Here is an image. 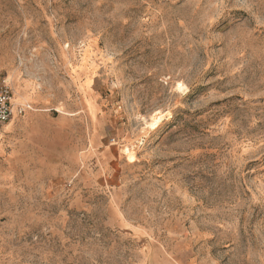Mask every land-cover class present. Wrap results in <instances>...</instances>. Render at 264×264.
<instances>
[{"label": "rangeland", "instance_id": "rangeland-1", "mask_svg": "<svg viewBox=\"0 0 264 264\" xmlns=\"http://www.w3.org/2000/svg\"><path fill=\"white\" fill-rule=\"evenodd\" d=\"M3 77L0 264H264V0H0Z\"/></svg>", "mask_w": 264, "mask_h": 264}, {"label": "built area", "instance_id": "built-area-1", "mask_svg": "<svg viewBox=\"0 0 264 264\" xmlns=\"http://www.w3.org/2000/svg\"><path fill=\"white\" fill-rule=\"evenodd\" d=\"M32 108L14 104V93L7 78H0V127L9 123L15 116H24Z\"/></svg>", "mask_w": 264, "mask_h": 264}, {"label": "bare ground", "instance_id": "bare-ground-1", "mask_svg": "<svg viewBox=\"0 0 264 264\" xmlns=\"http://www.w3.org/2000/svg\"><path fill=\"white\" fill-rule=\"evenodd\" d=\"M180 89H183L184 87L182 85L179 86Z\"/></svg>", "mask_w": 264, "mask_h": 264}]
</instances>
